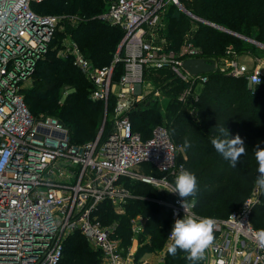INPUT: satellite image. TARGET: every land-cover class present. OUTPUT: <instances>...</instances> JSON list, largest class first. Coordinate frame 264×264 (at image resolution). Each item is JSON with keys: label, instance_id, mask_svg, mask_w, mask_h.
<instances>
[{"label": "built area", "instance_id": "built-area-1", "mask_svg": "<svg viewBox=\"0 0 264 264\" xmlns=\"http://www.w3.org/2000/svg\"><path fill=\"white\" fill-rule=\"evenodd\" d=\"M43 2L0 0V159L7 154L0 168V264H61L66 242L75 234L102 252L100 264H167L170 234L162 251L138 257L140 247L151 244L144 236L147 220L141 215L131 220L132 238L126 245L118 224H103L98 213L110 202L116 214L124 215L128 200L135 198L126 185L131 180L174 199L152 200L172 209V229L185 214L202 218L192 207L184 209L179 194L171 192L175 176L186 169L178 161L183 146L173 141L165 126L156 127L147 139L134 132L129 113L146 97L145 76L151 72L168 70L183 82L178 96L183 106L198 101L208 82L207 73L192 75L184 68L187 60H205L190 34L179 50L171 48L166 15L172 6L194 23L226 30L195 16L181 0H108L101 19L119 27L124 37L112 63L99 68L85 57L70 32L82 19L36 12L34 7ZM243 39L264 51V43ZM50 53L71 61L94 85L92 100L103 101L107 119L111 118L106 138L104 126L94 141L72 144L69 129L57 118L30 112L24 87ZM243 57L251 64H244ZM207 62L225 77L246 79L250 88L264 79V55H240L229 48L225 56ZM118 65H123V74L114 81ZM111 96L116 105L110 116ZM147 164L160 176L146 173ZM260 197L255 188L239 210L227 218H211L215 239L200 264H264V245L257 239L262 229L252 222Z\"/></svg>", "mask_w": 264, "mask_h": 264}, {"label": "trees", "instance_id": "trees-1", "mask_svg": "<svg viewBox=\"0 0 264 264\" xmlns=\"http://www.w3.org/2000/svg\"><path fill=\"white\" fill-rule=\"evenodd\" d=\"M181 3L195 16L226 31L208 24L192 23L185 13L172 6L166 15L167 36L172 49L179 50L186 35L190 34L194 45L203 50L206 61L225 56L229 48L240 55L248 52L264 55L263 50L236 36L242 35L264 43V0H181ZM103 8L104 0H44L34 7L36 12L42 14L58 15V10L79 14L82 19L80 26L78 29L70 28V32L85 57L99 68L112 63L124 37L119 27L98 19ZM122 73L123 65H118L114 80L117 81ZM159 74L160 77L153 80L157 89L169 98L168 105L163 110L156 102L139 103L129 113L133 130L147 139L156 127L165 126L176 144L183 146L187 139L191 147L183 146L178 161L196 175L201 188L192 208L194 213L198 216L227 218L242 206L257 187L255 180L259 173L254 152L257 146L264 149V79L261 84L250 88L246 79L209 72L208 82L198 101L190 100L183 106L178 101V96L185 88L183 82L176 79L171 71L164 70ZM35 78L38 81L25 95L30 112L37 115L38 106L46 105L45 112L58 114V120L69 129L72 144L94 141L102 127L105 105L103 101L92 100L95 87L86 76L71 61L57 59L55 53H50L39 63ZM64 85L71 86L75 91L61 107L58 96ZM115 105L116 98L111 96L110 116ZM192 109L194 114H191ZM217 125H224L231 138L239 135L245 143L246 154L240 157L235 168L229 167V162L211 144V139L218 134ZM111 126L108 120L103 139ZM147 165L144 166L146 173L160 176L157 171L150 172L151 167ZM126 185L135 196L128 200L126 214H115L111 203L106 202L98 213L100 220L105 225L118 223V232L125 244L129 245L132 238L130 221L141 215L147 219L144 236L151 239V244L141 246L138 257L146 252L162 250L172 230V210L148 198L167 202H173L174 199L141 182L128 180ZM252 222L255 227L264 229V189H261L260 203L253 209ZM186 255L179 250L176 256L167 253V264H192ZM102 256V252L93 250L81 234H75L66 242L65 257L61 264H100Z\"/></svg>", "mask_w": 264, "mask_h": 264}, {"label": "clouds", "instance_id": "clouds-1", "mask_svg": "<svg viewBox=\"0 0 264 264\" xmlns=\"http://www.w3.org/2000/svg\"><path fill=\"white\" fill-rule=\"evenodd\" d=\"M217 135L211 139V144L221 156L229 162V167L235 168L242 155L246 154V146L239 135L230 137L229 130L224 125L216 126ZM185 148L191 147L187 139ZM255 160L258 163V173L255 184L259 189H264V149L256 147ZM7 162V154L0 159V168ZM173 193H178L182 198V207L187 209L194 207L200 195L201 188L196 175L186 169H182L174 178ZM214 221L210 218H198L194 214L184 215L182 219H176L170 233L171 243L167 245V253L176 256L178 250L186 253V259L192 264H198L205 257L206 251L214 242ZM257 239L264 245V229L257 234Z\"/></svg>", "mask_w": 264, "mask_h": 264}, {"label": "rangeland", "instance_id": "rangeland-1", "mask_svg": "<svg viewBox=\"0 0 264 264\" xmlns=\"http://www.w3.org/2000/svg\"><path fill=\"white\" fill-rule=\"evenodd\" d=\"M107 8H108V0H104V10H103V12L100 14V15H98L97 17H98V19H100L101 21H103V19H101V17L103 16V14L107 11ZM60 11L58 10V15H63V16H69V15H77L78 17H80V15L79 14H67L66 12H60ZM61 13H64V14H61ZM57 15V14H56ZM104 22V21H103ZM192 22V21H191ZM192 23H194V22H192ZM80 26V24L76 27V29H78V27ZM68 27V25H66V28ZM73 35V34H72ZM238 38H240V39H242L243 41H245L246 43H248V44H250L248 41H246L245 39H243V37H245V36H237ZM246 38H248V37H246ZM74 39V38H73ZM256 41V40H255ZM257 42H259V41H257ZM120 47H121V43L119 44V46H118V49H117V52L120 50ZM64 61V60H63ZM242 62L244 63V64H251V61L249 60V58H247V57H243L242 58ZM160 73V72H159ZM157 74V72H151V73H149V75H147V76H145L146 78H145V80H146V84H145V86L146 87H148V92L147 91H145V94H144V96L146 95V97H144V99L143 100H141L142 102H147V104H151V101L152 102H156L155 104H158L159 106H161L162 107V109L164 110L165 109V107H166V105H168V102H169V98H167L166 96H164V94L162 93V92H159V95H156L157 93H154L155 91H156V89H157V86L155 85V81L153 80L155 77H157V78H159L160 77V74ZM123 74V73H122ZM121 74V75H122ZM121 75H120V77H121ZM119 77V78H120ZM38 78H35V75L33 76V78L30 80V81H28V83L25 85V89H24V91H23V94H24V96L26 95V93H28L29 92V90H31L34 86H35V84H36V81H38L37 80ZM119 80V79H118ZM117 80V81H118ZM115 81V80H114ZM90 82V81H89ZM75 90H74V88H72L71 86H68V85H64V86H62L61 87V89H60V91H59V96H58V104L59 105H61V107L62 106H64L65 104V102H66V100H67V98H68V96L70 95V94H72L73 92H74ZM94 101V100H93ZM25 103H26V105H27V107L29 106L28 104H27V102H26V100H25ZM104 105H105V103H104ZM28 108H30V107H28ZM45 109H47V106L46 105H40V106H38V108H37V115H35L36 117H39V116H41V115H44V116H52V117H55V118H57L58 119V114H47L46 112H45ZM108 112H109V106H108ZM32 113V112H31ZM107 119V108H106V106L104 107V116H103V122H102V127H100V128H103L105 125H106V123L108 122V119ZM110 120H111V118H110ZM151 186V185H150ZM153 187V186H152ZM256 189H258V190H260L261 191V189H259L258 187H256ZM158 192H160V191H158ZM132 193V192H131ZM161 193V192H160ZM148 199H153V200H157V199H155V198H148ZM152 201V200H151ZM169 202V201H168ZM169 203H171V202H169ZM241 207V206H240ZM240 207L237 209V210H239L240 209ZM193 208V207H192ZM171 209V208H170ZM172 210V209H171ZM236 210V211H237ZM115 212V211H114ZM235 212V211H234ZM116 214V213H115ZM125 214H126V212H125ZM124 214V215H125ZM118 215V214H117ZM124 215H119V216H124ZM200 217H202V218H213V217H206V216H200ZM145 218V217H144ZM146 219V218H145ZM132 220V219H131ZM147 220V219H146ZM118 224V223H117ZM130 224H131V221H130ZM86 242L90 245V247L94 250V247L86 240ZM157 251H162V250H157Z\"/></svg>", "mask_w": 264, "mask_h": 264}, {"label": "water", "instance_id": "water-1", "mask_svg": "<svg viewBox=\"0 0 264 264\" xmlns=\"http://www.w3.org/2000/svg\"><path fill=\"white\" fill-rule=\"evenodd\" d=\"M184 12L188 13L186 9H184ZM184 68L192 75H196V74H205L209 72H214L215 65L203 59L202 60H187L184 62ZM101 131H100V134H101Z\"/></svg>", "mask_w": 264, "mask_h": 264}]
</instances>
